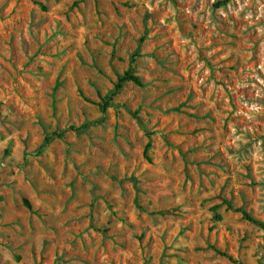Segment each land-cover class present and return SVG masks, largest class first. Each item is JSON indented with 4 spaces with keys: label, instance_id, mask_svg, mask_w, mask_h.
Returning a JSON list of instances; mask_svg holds the SVG:
<instances>
[{
    "label": "rangeland",
    "instance_id": "1",
    "mask_svg": "<svg viewBox=\"0 0 264 264\" xmlns=\"http://www.w3.org/2000/svg\"><path fill=\"white\" fill-rule=\"evenodd\" d=\"M0 264H264V0H0Z\"/></svg>",
    "mask_w": 264,
    "mask_h": 264
},
{
    "label": "trees",
    "instance_id": "2",
    "mask_svg": "<svg viewBox=\"0 0 264 264\" xmlns=\"http://www.w3.org/2000/svg\"><path fill=\"white\" fill-rule=\"evenodd\" d=\"M133 81V82H135V83H140V80H139V78L136 76V75H134L132 72H130V71H126L122 76H120L119 78H118V83H117V85H116V88H119V87H121L122 86V83H124L125 81ZM108 102H106L105 103V106H108ZM83 126H86V125H83ZM70 129H75L74 127H70ZM63 135V131L62 132H52L50 135H48L46 138H45V143H47V142H49L54 136H56V137H60V136H62ZM39 152V151H38ZM25 204L27 205V206H29V203H28V201L25 199ZM219 207V205H214L213 207H212V210L213 211H215L217 208ZM244 216L247 218V219H249V220H253L252 219V217L251 216H249L248 214H244Z\"/></svg>",
    "mask_w": 264,
    "mask_h": 264
}]
</instances>
